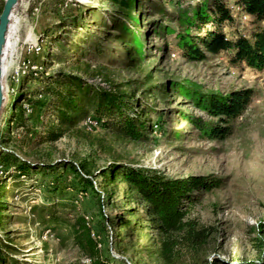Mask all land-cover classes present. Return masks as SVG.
Returning <instances> with one entry per match:
<instances>
[{"label": "rangeland", "instance_id": "obj_1", "mask_svg": "<svg viewBox=\"0 0 264 264\" xmlns=\"http://www.w3.org/2000/svg\"><path fill=\"white\" fill-rule=\"evenodd\" d=\"M237 1L139 0L144 50L138 59L123 51L111 0L19 1L10 20L0 112V120L9 121L0 123V260L85 264L70 235L75 221L84 218L107 264H165L145 207L124 182L100 177L112 165L155 170L166 179L216 178V188L195 191L184 204L187 218L208 230L209 237L198 256L187 255L178 264H256L262 259L264 69L232 66L224 53L203 51L204 60H188L176 45L179 34L215 29L187 28L180 20L191 18L196 9L210 15L217 3L234 18L220 32L227 38L247 35L257 25ZM63 75L79 78L68 82L77 83L86 100L87 113L71 127L60 125L55 109L40 111L48 98L47 83ZM74 90L80 97L81 91ZM240 90L253 92L251 102L227 123L191 99L196 93L208 98ZM18 95L23 96L19 101ZM107 96H114L117 105L98 116V103H108ZM128 119L144 124L140 141L121 131ZM210 125L230 133L211 138ZM64 162L83 165L103 201L77 187Z\"/></svg>", "mask_w": 264, "mask_h": 264}, {"label": "trees", "instance_id": "obj_2", "mask_svg": "<svg viewBox=\"0 0 264 264\" xmlns=\"http://www.w3.org/2000/svg\"><path fill=\"white\" fill-rule=\"evenodd\" d=\"M116 10L114 27L121 32L119 40L123 42V51L129 57H141L144 50L143 36H140V19L137 17L139 0H111ZM237 7L252 17L254 25H257L247 35L240 34L230 38L225 37L220 32V27L225 23H232L234 18L232 11L217 3L212 12L207 14L204 9L193 11L192 17L180 20L187 28L198 25V28L205 26L214 27V30L205 31L202 35H191L188 32L176 36V45L182 56L188 60L202 61L205 59L203 53L217 55L224 53L229 64L235 67L249 68L255 71L264 69V29L260 24L264 22V0H238ZM200 30V29H199ZM135 59V58H134ZM79 79L77 76L63 75L60 78L50 80L47 83L45 95L47 100L40 105V111L46 112L55 109L60 125L73 126L79 117L87 113L84 106L82 90L76 84H71L69 80ZM73 89V90H72ZM80 97L74 96L73 92H78ZM82 95V96H81ZM253 92L251 90L233 91L225 96H212L204 98L200 93L191 96L192 102L199 108H203L211 117L217 121L228 122L236 119L250 104ZM23 96L18 95L17 101ZM114 96H107L108 103L100 100L96 114L105 116L116 107ZM204 102V104H203ZM97 103V101H96ZM107 108L101 111L102 106ZM19 109V107L17 106ZM108 111V112H107ZM108 113V114H109ZM16 120V116H13ZM98 120V119H97ZM100 121V120H99ZM9 123L2 118L0 123ZM13 122V121H12ZM124 136L134 141L143 138L144 124L138 120L128 119L120 128ZM10 128L4 130L9 132ZM211 138L224 139L229 135L228 128L209 126L207 133ZM65 171H69L76 179L77 187L82 190H90L101 201L98 192L94 189L93 176L85 170L83 165L64 162ZM100 177L105 182H124L130 195L135 196L139 204L145 207V217L151 221L153 229L157 231L159 257L165 264H178L185 257L192 259L198 256L209 237V231L201 229L197 223L187 218L188 210L184 204L189 202L195 191L208 192L218 186L216 178L210 177H188L186 179H166L155 170L134 169L131 166L112 165L99 172ZM57 176V175H56ZM58 177V176H57ZM56 177V178H57ZM102 187V186H101ZM263 237L259 239L262 255L264 254V230L259 231ZM71 238L73 244L79 249L84 260L89 264H107L102 258L98 247V242L94 238L88 222L84 218H78L71 228ZM93 235V236H92ZM0 250V257H1ZM264 255L256 264H264ZM0 264H5L1 259Z\"/></svg>", "mask_w": 264, "mask_h": 264}, {"label": "water", "instance_id": "obj_3", "mask_svg": "<svg viewBox=\"0 0 264 264\" xmlns=\"http://www.w3.org/2000/svg\"><path fill=\"white\" fill-rule=\"evenodd\" d=\"M20 0H4L2 10L0 12V112L3 106V66H4V51L6 49L7 34L9 31L10 20L15 7Z\"/></svg>", "mask_w": 264, "mask_h": 264}, {"label": "bare ground", "instance_id": "obj_4", "mask_svg": "<svg viewBox=\"0 0 264 264\" xmlns=\"http://www.w3.org/2000/svg\"><path fill=\"white\" fill-rule=\"evenodd\" d=\"M12 31H13V27H12V25L10 24V25H9V31H8V34H7V43H6V49H5V51H4V55H5L6 51H7V49L9 48V44H10L9 38H10V35H11ZM3 73L5 74V68H4V66H3ZM85 120H86L89 124L92 122V121L90 120V118H87V119H85ZM94 124H95V123H94ZM82 261H83V260H82ZM84 263H85V264H89V261L84 260Z\"/></svg>", "mask_w": 264, "mask_h": 264}]
</instances>
